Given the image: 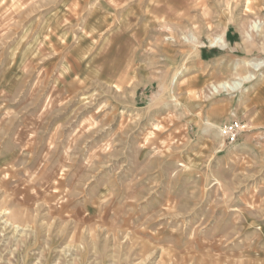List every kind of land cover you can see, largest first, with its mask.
<instances>
[{
    "label": "rangeland",
    "instance_id": "rangeland-1",
    "mask_svg": "<svg viewBox=\"0 0 264 264\" xmlns=\"http://www.w3.org/2000/svg\"><path fill=\"white\" fill-rule=\"evenodd\" d=\"M0 264H264V0H0Z\"/></svg>",
    "mask_w": 264,
    "mask_h": 264
},
{
    "label": "built area",
    "instance_id": "built-area-1",
    "mask_svg": "<svg viewBox=\"0 0 264 264\" xmlns=\"http://www.w3.org/2000/svg\"><path fill=\"white\" fill-rule=\"evenodd\" d=\"M240 129V123L238 120H232L224 124L222 133L231 143L234 142L238 137V130Z\"/></svg>",
    "mask_w": 264,
    "mask_h": 264
},
{
    "label": "bare ground",
    "instance_id": "bare-ground-1",
    "mask_svg": "<svg viewBox=\"0 0 264 264\" xmlns=\"http://www.w3.org/2000/svg\"><path fill=\"white\" fill-rule=\"evenodd\" d=\"M251 78H252V75L251 76L243 77V80L244 79L245 80H248V79H251ZM242 82H243L242 79H241V81H238V80H235V81H232V82L226 81L225 83L220 84L219 86H215L214 85V89L215 90H219L220 89L219 87H221V88H225V89L235 90V89H238L242 85Z\"/></svg>",
    "mask_w": 264,
    "mask_h": 264
},
{
    "label": "crops",
    "instance_id": "crops-1",
    "mask_svg": "<svg viewBox=\"0 0 264 264\" xmlns=\"http://www.w3.org/2000/svg\"><path fill=\"white\" fill-rule=\"evenodd\" d=\"M156 8H157V7H154L153 11H156Z\"/></svg>",
    "mask_w": 264,
    "mask_h": 264
}]
</instances>
